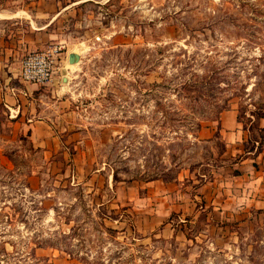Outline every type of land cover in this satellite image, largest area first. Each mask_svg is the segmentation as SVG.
Returning a JSON list of instances; mask_svg holds the SVG:
<instances>
[{
  "label": "rangeland",
  "instance_id": "obj_1",
  "mask_svg": "<svg viewBox=\"0 0 264 264\" xmlns=\"http://www.w3.org/2000/svg\"><path fill=\"white\" fill-rule=\"evenodd\" d=\"M9 13L0 84L35 111L0 104L7 252L264 264V0H0ZM51 47L56 87L22 83L21 61Z\"/></svg>",
  "mask_w": 264,
  "mask_h": 264
},
{
  "label": "built area",
  "instance_id": "obj_2",
  "mask_svg": "<svg viewBox=\"0 0 264 264\" xmlns=\"http://www.w3.org/2000/svg\"><path fill=\"white\" fill-rule=\"evenodd\" d=\"M60 49L59 47H51L25 57L20 63V81L36 87L48 85L59 69Z\"/></svg>",
  "mask_w": 264,
  "mask_h": 264
},
{
  "label": "crops",
  "instance_id": "obj_3",
  "mask_svg": "<svg viewBox=\"0 0 264 264\" xmlns=\"http://www.w3.org/2000/svg\"><path fill=\"white\" fill-rule=\"evenodd\" d=\"M0 15L2 16V17L0 16V19H6V20L18 18L17 13L16 14L12 13L11 15L9 13V15H7V16L2 15V14H0ZM19 67H20V65H19ZM2 74L3 73L0 71V78L1 79L3 77ZM17 74L19 75V68H18ZM8 78L10 81V78H12V77L8 76ZM54 86H55V82L54 83L51 82L49 84V87H54ZM24 87L27 89V91L29 93H31L30 91H32V92L37 91V89H35L34 87H30V86H24ZM14 88L16 89V92L21 91L20 89H18L16 87V85L9 84L6 82L0 84V104H2V106L11 114V117L21 118L24 115L27 116L28 114H31L32 112H34L35 110L33 108V111H32V106L30 105V102L28 99L24 98L23 95H18V94L16 95L15 93H13ZM30 95L31 94H29V96ZM25 104H27V105H25ZM220 124L222 126L223 123L221 122ZM30 133L32 135L34 134L33 132H30Z\"/></svg>",
  "mask_w": 264,
  "mask_h": 264
},
{
  "label": "trees",
  "instance_id": "obj_4",
  "mask_svg": "<svg viewBox=\"0 0 264 264\" xmlns=\"http://www.w3.org/2000/svg\"><path fill=\"white\" fill-rule=\"evenodd\" d=\"M196 83L195 82H186L184 83L183 85V89L185 90H191L192 88L194 89L195 87H193V85H195ZM154 87H158L157 84L153 85ZM221 113V111L219 112ZM162 118H164V120H161V125L164 126V125H168L167 121H166V117L163 116ZM205 121H215L217 122L219 120V115H216L214 116V118H211L209 120V118H206L204 119ZM198 125V123H193L192 126H190V130L191 131H194L196 129V126ZM160 126V127H162ZM28 133H30V131H28ZM238 158H241L238 156ZM116 171L113 173V177H114V181H116ZM159 175L157 173H152L150 176H149V179H145L146 182H149V181H152V180H155L157 179ZM107 230H111V232H115L113 231L112 229H107ZM35 248H41L38 244L32 248V249H29L30 250V253H28L27 255L24 254L26 253V251H23V252H18V251H14V252H7L6 248H5V242H1L0 241V264H40V262L43 260L45 261V258H40V257H35ZM82 260H84L82 258ZM41 262V264H45L46 262ZM85 262L87 264H95L94 261L90 262V261H86Z\"/></svg>",
  "mask_w": 264,
  "mask_h": 264
},
{
  "label": "water",
  "instance_id": "obj_5",
  "mask_svg": "<svg viewBox=\"0 0 264 264\" xmlns=\"http://www.w3.org/2000/svg\"><path fill=\"white\" fill-rule=\"evenodd\" d=\"M80 61V56L77 53H70L68 54V64L69 65H75L78 64ZM66 79L64 78V81Z\"/></svg>",
  "mask_w": 264,
  "mask_h": 264
},
{
  "label": "bare ground",
  "instance_id": "obj_6",
  "mask_svg": "<svg viewBox=\"0 0 264 264\" xmlns=\"http://www.w3.org/2000/svg\"><path fill=\"white\" fill-rule=\"evenodd\" d=\"M1 16V15H0ZM2 17V16H1ZM8 19V18H7Z\"/></svg>",
  "mask_w": 264,
  "mask_h": 264
}]
</instances>
